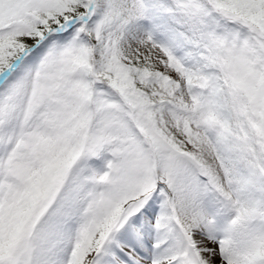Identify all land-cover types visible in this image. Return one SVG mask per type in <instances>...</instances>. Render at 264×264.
Segmentation results:
<instances>
[{
    "label": "snow or ice",
    "instance_id": "1",
    "mask_svg": "<svg viewBox=\"0 0 264 264\" xmlns=\"http://www.w3.org/2000/svg\"><path fill=\"white\" fill-rule=\"evenodd\" d=\"M0 264H264V0H0Z\"/></svg>",
    "mask_w": 264,
    "mask_h": 264
}]
</instances>
